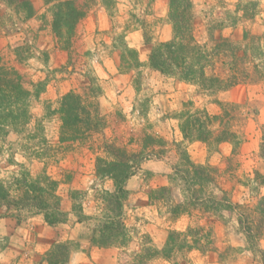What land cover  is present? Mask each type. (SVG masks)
I'll use <instances>...</instances> for the list:
<instances>
[{
	"label": "clouds",
	"instance_id": "1",
	"mask_svg": "<svg viewBox=\"0 0 264 264\" xmlns=\"http://www.w3.org/2000/svg\"><path fill=\"white\" fill-rule=\"evenodd\" d=\"M78 2L87 4L84 10L87 16L98 14L103 18L112 13L114 30L103 46L99 40L93 42L90 31L86 37V47L77 46V37L82 34L83 17L75 24L71 38L64 25H61L59 34L53 30L57 16L66 12L63 6L68 0H0V72L8 73L7 78L18 83L23 93L17 97L14 92L0 87V97L5 98L0 100V188L7 192L10 200L22 197L25 189L21 182L25 180L31 184L41 178L39 186L42 188L47 187L43 182L45 177L47 183L57 181L60 189L56 195L60 196L73 187L78 188L79 192L71 203L84 205L79 215L85 218L77 223V213L67 206L63 207L67 213V223L56 226L60 235L51 237L53 244L42 245L37 240L48 233H34L33 225L42 222L40 217L44 213L28 220L31 214L27 210L21 211L20 216L25 218L21 227L0 231V264H49L47 254L59 245L66 248L64 264H193L194 259L199 264H264V227L257 233L259 217L254 211L257 203L264 199V184L259 183L253 175L256 171L264 177V158L259 156V146L264 143V0H223L221 4L217 0H190L194 7L189 10V15L203 21L199 38L202 53H210L213 48L207 32L203 31L211 25L221 24L224 36L247 31L249 39H233L246 55L238 58L234 67L231 56L222 59L223 76L219 88L203 86L197 79L191 81L183 93L175 91V85L181 79V68L171 65L167 73L153 69L149 60L150 50L141 53L135 63L128 56V49L143 46L142 31H149L150 35L155 36L151 43L152 46L158 45L161 25L165 40L175 37L176 42H180L165 5L155 4V9L162 10L157 11L155 16L145 17L146 0L138 6L120 0L117 7L121 11L134 10L137 17L149 22L148 27L142 29L127 14L117 12V7H106L104 0ZM25 3L29 7H23ZM249 5H255L254 14L253 9L248 8L251 20L244 18L245 7ZM158 17L164 19L152 24ZM125 26L129 31H136L135 44L130 41L123 43L118 39L124 33ZM69 40L72 47L68 53L72 55V67L75 68L71 75L67 71H57L64 64L63 60L59 63L45 61V53L52 55L53 46L59 49ZM85 51L89 55H84ZM121 56L124 57L123 62ZM64 67L67 69L68 66ZM217 67L219 69L221 66ZM204 72L207 76L213 75L210 68H204ZM233 77L236 83L255 84L256 88L242 101L224 105L226 109H232L231 115L235 117L229 128L230 132L235 133V139L220 145L223 149L221 155L212 156V163L219 164L223 170L226 165L221 162L222 157H227L231 148L240 143L245 158L250 161L246 168L235 172L231 180L240 193L235 202L228 201L233 210L229 212L222 208L212 217L224 224L223 233L209 237L205 229L193 237L184 232L185 221L181 220L180 240L185 247L181 251L173 249L170 259H164L162 255L149 256V253L163 252L168 234L175 226L170 222L165 223L168 219L167 208L171 205H165L163 201L155 202L146 217L143 216L144 209L132 210L136 200L147 201V191L159 187L152 181L145 183V173H163L161 181L173 189L174 203L186 201L189 193L183 190L182 182L177 179L174 185L168 177L174 175L172 166L180 162L175 145L185 150L188 140L182 137L179 130H171L184 124L188 118L183 115L185 112L195 115L207 108L209 113H219L220 109L212 102L230 99L224 85ZM137 79L140 81L138 89L135 84ZM69 84L71 94L79 98L80 107L89 112L93 122L99 120L102 123L88 132L80 126L82 136L77 135L75 139L69 138L61 143L58 139L64 128L61 107L69 94ZM43 85H47V91L43 90ZM185 100H193L194 106L183 107ZM142 104L144 115H141ZM254 109L257 114L253 113ZM20 113L24 114L22 118ZM117 113L120 118H117ZM162 116L167 117L163 124L160 120ZM209 127L219 129L220 125L214 122ZM141 130L154 138L157 133L164 135L169 141V155L157 161L155 153L159 148L153 146L145 149ZM64 135L71 137L73 134L65 132ZM106 145L123 149L129 156L143 154L138 169L133 168L136 174L124 184L123 190L131 194L123 203L119 217L112 216L106 209L105 196L116 191L114 180L107 175H96L97 160L105 164L116 162L115 157L106 151ZM239 158L237 156L233 160ZM197 163L203 165L204 160L201 158ZM129 164H132L131 160ZM69 172L76 178L72 184L64 182ZM237 180L243 183L242 187L236 183ZM209 193L216 200L223 196L221 189L211 184L207 186L205 198ZM157 210L161 213V219L155 215ZM0 211L4 209L0 208ZM16 212V209H12L13 214ZM106 216L110 220L119 219L123 225V235L109 245L101 246L93 243V240H100L98 229L110 222ZM138 216L142 218L137 223L134 218ZM244 216L249 217L247 228H251V232L242 227ZM145 219L152 221L151 227L144 226ZM187 223L195 230L203 221H197L194 217ZM194 240H198V244Z\"/></svg>",
	"mask_w": 264,
	"mask_h": 264
},
{
	"label": "trees",
	"instance_id": "2",
	"mask_svg": "<svg viewBox=\"0 0 264 264\" xmlns=\"http://www.w3.org/2000/svg\"><path fill=\"white\" fill-rule=\"evenodd\" d=\"M22 6L29 7L27 3ZM251 6L254 14L255 5ZM63 7L66 9V12L63 15L57 16L53 25V30L59 34L61 25H64L68 29L69 38H71L75 24L80 18L85 16L84 10L86 9V6L85 4L79 5L76 0H68V3H66ZM192 8L190 0H169V19L174 21V31L176 36L179 37L180 42L177 43L174 37L168 42H159L158 45L152 46L149 55L151 67L153 69L160 70L161 73H167L170 71L171 65H176L177 68L182 69L180 82L190 84L191 81L199 79L203 86L213 89L219 88L221 86V77L223 76L222 59L226 60L229 56H231L234 67L237 59L241 58L242 55H246V53L241 52L240 48L238 49L237 46L231 45L221 37L216 40H210L215 45L214 49H216L215 54L217 56L216 61L213 59L214 57L212 51L210 53H202V46L195 41L192 33L193 16L189 15V10ZM245 18L252 19V15L249 14L247 9H245ZM142 36L144 43L150 44L151 39L145 31H142ZM246 36L247 35L244 34V40H247ZM225 46L227 47L223 49ZM69 48H71V40L66 41L64 46L60 49L68 52ZM238 50L240 52L239 54L237 53ZM128 56L133 63L138 60L136 52L132 49H128ZM209 57H211V59H209ZM120 59L122 62L124 61L123 56H121ZM189 60L191 62L186 63V61ZM218 64L221 66L219 69L217 67ZM204 68H210L213 75L207 76L204 72ZM7 76L8 73L0 72V87L14 92L17 97L23 95V93L20 92L19 84L9 80ZM238 84L240 83H236L235 78L233 77L227 82V84L224 85V91ZM3 99L5 98L0 97V100ZM217 104L221 106L224 118H227L228 113L224 109V103L217 101ZM61 112L63 113L64 119V128L62 129L64 133L68 130H70L71 133H78L80 125H84L86 127L85 131L88 128L95 130L102 123L99 120L93 122L89 112L80 107L79 98L74 97L71 92L65 96ZM183 115L188 117L183 125H178L183 138L188 141L207 143L213 133L209 129V126L218 119L211 117L206 113V111L198 112L195 115H189L185 112ZM23 116L24 114L20 113V117L22 118ZM201 116L204 117L203 120L200 119ZM76 136L77 135H72L66 139H74ZM234 139L235 133L230 132L226 121L223 123L221 120L220 130L214 140L221 143L233 141ZM262 139H264V137H262ZM105 148L106 151L115 157L116 162L105 164L103 161L97 160L96 175L98 177L107 175L114 180L116 191L112 195L105 196L106 209L112 213V216L119 217L122 214L121 210L123 203L128 197V192L123 190L124 184L131 176L136 174L135 171H133V168L138 169L139 163L142 162L143 155L136 154L129 156L122 149H117L107 145ZM129 160L132 161V164H129ZM180 161L183 163V167H174V174L179 176L184 181L183 183L187 185L188 190H192L190 197L193 200L201 202V204L206 203L204 206L208 212H219L222 208L228 211L233 210L232 204H229V200L225 197V193L220 200H216L211 196V194L207 195V198H205V196H201V194L199 196L196 195V192L193 193L195 186L201 189V191L204 186H208L210 184L217 186L218 175L216 169L211 166L195 164L190 160L185 152L180 153ZM40 182L41 178H38L36 182L31 184H28L26 180L22 181L21 183L23 184V188L25 190L23 191L22 197L17 200H10L7 192L3 188H0V208L4 209V213L0 214V218H13L16 222H20L22 217L19 213L27 210L31 214L30 217L39 216L40 213H44L42 219L49 227L65 223L67 220V213L61 209V197L56 195L59 183L54 180L51 181V183H47V178L45 177L43 178V182L47 184V187L42 188L39 186ZM160 191L164 192L166 189L162 188ZM76 193V191L70 192L71 200L76 198ZM263 201L264 199H261L256 205V210L262 214H264V208L260 207V204ZM77 208L78 206L73 204L71 205V210L77 213L79 218V212H81V210L80 208ZM12 209H16L17 212L13 214ZM106 219L110 220L107 216ZM241 223L242 227H245L247 231L251 232V228H247L243 221ZM98 230L101 233L100 240L98 242L93 240V243H99L101 246H107L123 235V225L120 223L119 219L110 220L109 223L100 226ZM95 231L97 230H94V232ZM187 232L192 233V230L189 229ZM197 233L198 232L194 235L197 236ZM180 235L182 234L174 231L170 232L163 252L159 254L149 253V256L162 255L164 259H170L173 249L181 251L185 247L184 242L180 240ZM198 242L199 241L194 240V243L198 244ZM65 258L66 248L63 245L54 246L53 250L47 254L49 264H64Z\"/></svg>",
	"mask_w": 264,
	"mask_h": 264
},
{
	"label": "rangeland",
	"instance_id": "3",
	"mask_svg": "<svg viewBox=\"0 0 264 264\" xmlns=\"http://www.w3.org/2000/svg\"><path fill=\"white\" fill-rule=\"evenodd\" d=\"M76 1L79 4L78 0H76ZM119 2H120V0H104L105 6L108 8L117 7V4ZM127 2L134 4V6H138L139 4L144 3L145 0H127ZM222 2H223V0H217L218 4H221ZM157 3H160L161 5H165L168 8L169 0H146V6L144 8V16L145 17L155 16V13L157 11L162 10V9H155L154 8V5ZM79 5H82V4H79ZM85 6L87 8L86 3H85ZM192 7H194L193 4H192ZM249 7L252 9L251 5L246 6L245 9L248 10ZM237 10H239V5L237 6ZM117 12H120L121 15L127 14L130 19L139 23L142 29L147 28L149 25V22L147 20L137 17L135 15L134 10L130 11V10L124 9L123 11H121L117 7ZM111 18H112V13H108V15L104 16L103 18L98 14H93L92 16L85 15L83 17V22L81 25L82 34L79 37H77V41H78L77 46L78 47H80V46L86 47V43H87L86 37L89 34V31L91 32L93 42H96L97 40H99V42L103 46L105 41L110 39V33L114 30ZM163 19H164L163 17H158L156 20L152 21V24L159 23ZM247 20H251V19H247ZM232 24H233V26H235V24H236L235 19L232 20ZM202 25H203V21H201L198 17H195V18L193 17V32L192 33H193V37H194L195 41L198 42V44H200L199 38L202 34ZM222 27L223 26L221 24H217V25H211L207 29H203V31L207 32L208 39H209L210 43H212L210 41L211 39L216 40L219 37H221V38L225 39L226 42L230 43L231 45L237 46V48L239 49V45L237 43H234L233 39H235V38L236 39H238V38L243 39L244 34L247 35L246 37H247V39H249V33L247 31H245L241 34H237L234 32L231 34V36H224L223 31H222ZM145 32L147 33L148 37L151 39L150 44L144 43L142 32H141V39L143 41V46L140 49L131 48L132 50H134L136 52L138 57L141 53L151 49V47H152L151 42L153 39L156 38L155 36L150 35L149 31H145ZM217 33H220V34L217 35ZM164 35H165V32L163 30V25H161V29L159 32V42L170 41V40H165ZM118 39L123 43L130 41L133 44H135L136 39H137L136 38V31H129L128 27L125 26L124 33H121V35ZM253 39H255V37H253ZM212 44H213L212 53H213V57H214L213 59L216 61V59H217V56L215 54L216 49H214V47H215L214 43H212ZM71 47H72V41H71ZM226 47L227 46L223 47V49ZM230 47H234V46H230ZM65 53H67V55H65ZM237 53L238 54L240 53L239 50L237 51ZM84 55H89V53L87 51H85ZM48 60H53L54 62H57V63H59L60 60H63L64 64L61 65V67L59 69H57V71H67L69 75H71V73H73L75 71V68L72 67L73 58H72L71 53H68V52H66L60 48L56 49V47L53 46L52 55L45 53V61L47 62ZM113 64L115 65V62H113ZM65 65L68 66L67 69H65V67H64ZM104 71L107 72V68H105ZM135 84H136L137 89H138L139 85H140V81L137 79L135 81ZM189 86H190V84H188V83L179 82L175 85V91L182 92V93L186 92L187 88ZM254 88H256L255 84H248V85L238 84V85L226 90V92H228L229 96H230L229 100L222 101V100L217 99V100L212 102L216 108L220 109L219 113H209L207 108L203 109L202 111H206V113L208 115H210L211 117L217 118L218 120L216 122H218L219 125H220L221 120L223 123H225V121H226L228 128H230L231 122L235 119V117L231 115L232 109L224 108L225 111H227V113H228L227 114L228 117L224 118L223 110L221 109V106H219L217 104V101L220 103H224V105L235 103L237 100L242 101L249 94V92ZM43 90L47 91V85L43 86ZM69 92H71V85L70 84H69ZM146 103L147 102H145V104ZM182 106L185 108H189L191 106H194V101L193 100H185L182 102ZM140 107L142 109L141 115H144V105L142 104ZM253 113L257 114L255 109L253 110ZM116 115H117V118H120L119 113H117ZM166 118H167L166 116L160 117L162 124L165 122ZM172 118L174 119L175 117H172ZM80 126H82L84 131H85L86 127L84 125H80ZM80 126H79V132L78 133H72L73 135H81V136L83 135V133L80 132ZM209 129L213 133H212L211 138L209 139V141L207 143H202V142H197V141H188V147L185 150H181L180 145H175L176 152L179 155V157H180L181 152L187 153L190 160L192 162H194L195 164H198V165H201V164L197 163V161H199L202 158L204 160V164L202 166H211L214 169H216V172L218 175V177H217L218 183H217V186L213 185V187L220 188L221 191L223 192V194L224 193L226 194L225 197L227 198V200L235 202V198L240 193H239V189L236 187V185L231 183V180L234 179V173L238 172L241 168H246V166L250 164V161L245 158L244 149L241 146V144L238 143V144H235L231 148L227 157H222L221 162L225 163V165H226L223 170L220 169L219 164H213L212 163V156L213 155H221V153L223 152V149L220 147V145L227 143V142L218 143L217 141L214 140L218 131L220 130V127H219V129H211L209 127ZM92 130H94V129L88 128L85 132L92 131ZM176 130H179V126H177V129H172L171 131H176ZM141 131H142L141 141H142L143 147L145 149L149 148V147H153V146H157L159 148V151L155 153V155L157 157V161H160L164 157H167L169 155L171 149L169 148V141L165 138L164 135L157 133L156 137L154 138V137L149 136L146 133H144L143 130H141ZM161 131H163V130H161ZM65 132H70V130L65 131ZM66 138L67 137L64 135L63 131H62L61 137H59V135H58V139L60 140L61 143L65 142ZM62 139H64V140H62ZM131 142L132 141L130 140L129 143H131ZM259 147H260L259 156H260V158H264V144L262 143ZM238 148L240 149L239 152H237ZM140 154H142V153H140ZM237 156H239L240 158L238 160L234 161L233 158L237 157ZM172 167H173V172H174V167H183V163L180 161L179 164L173 165ZM163 175H164L163 173H155L152 171H146L145 183H147L148 181H152L154 183H157L159 185V187L157 190L149 189L147 191L146 194L149 197V199L147 201L136 200L135 204L132 205V210L135 211L136 208H142L145 210L143 213V216L146 217L150 214V210L153 208L155 202L163 201V203L165 205H171L170 207L167 208L166 214H168V219L165 221V223L170 222L172 225L175 226L172 229V231L177 232V233H181L180 232V222H181V220H184L185 221L184 232L188 233V235L193 236L196 232H198L197 234L199 235L200 232L205 231V229L207 230V236H209V237L216 235V234L222 235L224 224L218 223L217 220L212 219V217L215 216L218 212H208L204 206V205H206V203L201 204V202H197L196 200H193L190 197L192 194V190L191 189L188 190L187 185H185L183 183L184 181L179 176H176L175 174L173 176L168 177V179L170 181H172V183L174 185L176 184L177 179L179 181H181L183 184V190L187 191L189 193V196L184 203H178V202L174 203V191H173V189L168 188L166 185H164L162 183L161 177ZM253 175H254V178L259 183L264 184V177H261L259 172L254 171ZM75 180H76L75 175L73 173L69 172L66 174L64 182L68 183V184H72ZM76 183H79V181H76ZM236 183L240 184L241 187L243 186V183L239 180H237ZM193 186H195V185H193ZM162 188L166 189V191L161 192L160 189H162ZM59 189H60V184L58 186L56 193H58ZM206 189H207V186H204V188L202 190L203 192H202L201 189H199L195 186L193 189V193L196 192L197 193L196 195L200 196V194H201V196L202 195L205 196ZM71 191H76L78 193L79 189L73 187L71 190L66 191L63 196L58 195L61 197L60 206H61L62 210H63V207H65V206H67L69 209H71V205H72L71 198H70V192ZM133 191H136V190H133ZM77 193H76L75 197L77 196ZM130 194L131 193H128V196ZM208 195H210V193ZM127 199H128V197H127ZM127 199H126V201H127ZM260 207L264 208V201L260 204ZM79 208H80L81 212H83L84 205L83 204L79 205L77 209H79ZM256 209L257 208L255 207L254 211L258 214V217H259V219L257 221L256 230H257V233H259L260 228L264 227V214L258 212ZM229 212H231V211H229ZM3 213H4L3 211H0V214H3ZM155 215H156L157 219L162 218L159 210H157L155 212ZM36 217L37 216H31V217L29 216V217H27V219L33 220ZM194 217L196 218L197 221H203V223H200L195 230H193L187 223L188 220H192ZM141 218L142 217L138 216V217H135L134 219L138 223ZM1 219H4L5 222L0 223V231L5 230L7 228H19L22 226V224L24 223V220H25V218H23V217H22L20 222H16L15 219H13V218H9V219L7 218L8 220H6V218H0V220ZM84 219L85 218L83 216H79V218L77 219L76 222L80 223ZM40 220L42 222H37L33 225L34 233H36V234L48 233V234L44 237H40L37 240V243H40L42 245L53 244L54 241H53V239H51V237H53V236L58 237L60 235L59 230H56L57 225L53 226V227H49L43 221L42 217H40ZM65 223H67V220ZM243 223H244V225L247 226V224L249 223V217L248 216H244ZM151 225H152L151 220H149V219L144 220V226L145 227H151ZM189 229L192 230V233L187 232ZM172 231H170V232H172ZM193 231H196V232H193ZM194 237H196V236L194 235ZM217 238H219V235L217 236ZM196 241H198V240H196ZM193 264H199V261L194 259Z\"/></svg>",
	"mask_w": 264,
	"mask_h": 264
},
{
	"label": "crops",
	"instance_id": "4",
	"mask_svg": "<svg viewBox=\"0 0 264 264\" xmlns=\"http://www.w3.org/2000/svg\"><path fill=\"white\" fill-rule=\"evenodd\" d=\"M9 219V218H8ZM7 218H6V220H8ZM0 221H3V222H5V220L4 219H1Z\"/></svg>",
	"mask_w": 264,
	"mask_h": 264
}]
</instances>
